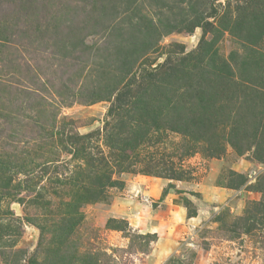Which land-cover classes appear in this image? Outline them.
<instances>
[{
    "label": "rangeland",
    "instance_id": "obj_1",
    "mask_svg": "<svg viewBox=\"0 0 264 264\" xmlns=\"http://www.w3.org/2000/svg\"><path fill=\"white\" fill-rule=\"evenodd\" d=\"M0 264H264V0H0Z\"/></svg>",
    "mask_w": 264,
    "mask_h": 264
}]
</instances>
